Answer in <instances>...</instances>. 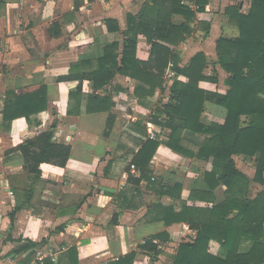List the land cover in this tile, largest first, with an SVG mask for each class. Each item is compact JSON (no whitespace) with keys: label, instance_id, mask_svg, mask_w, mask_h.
<instances>
[{"label":"crops","instance_id":"0c3cea01","mask_svg":"<svg viewBox=\"0 0 264 264\" xmlns=\"http://www.w3.org/2000/svg\"><path fill=\"white\" fill-rule=\"evenodd\" d=\"M145 1L4 0L0 9V264H31L35 249L41 247L62 249L54 264H115L130 253L135 254L132 264H173L178 244L195 238L196 232L186 223L165 226L155 207L172 206L175 212L184 203L191 208L210 207L188 199L192 191L208 190L203 173L211 170L210 162L183 157L163 145L149 161V153L140 151L152 141L150 132L161 142L170 132L162 106L175 79L163 77L162 87L140 100L134 96L135 82L126 76L115 75L101 89L87 79L79 80L96 67L104 47L115 43L121 52L127 16L136 15ZM232 6L244 14L250 2L207 0L204 10L195 14L191 35L173 48L179 67L197 53L206 56L205 74L216 71L218 82H200L205 92L223 95L228 90L225 72L212 63L217 40L238 35L225 13ZM108 20L116 21L118 30L115 25L107 30ZM136 53L139 60H147L149 45L142 36ZM41 88L45 110L4 120L6 103ZM90 96L107 101L100 104ZM87 108L93 113H87ZM225 114L222 107L206 102L202 118L222 124ZM51 126L52 141L70 147L69 159L63 168L41 164L38 173H29L21 146ZM205 138L182 133L183 141L194 149ZM233 159L236 168L252 179L253 160ZM164 182L180 185L177 199L160 196ZM224 190L214 192L218 200ZM156 235L166 239L153 241L156 253L138 247Z\"/></svg>","mask_w":264,"mask_h":264},{"label":"trees","instance_id":"16d2710c","mask_svg":"<svg viewBox=\"0 0 264 264\" xmlns=\"http://www.w3.org/2000/svg\"><path fill=\"white\" fill-rule=\"evenodd\" d=\"M247 1L250 7L244 14L239 12L238 6L225 11L238 35L221 36L216 42V61L212 65L226 74L224 84L228 90L223 95L205 92L198 86L200 82H218L216 71L205 74L208 61L203 53H197L186 66L179 67L173 52V48L193 32L190 25L196 12L182 2L197 5V12H201L207 0H146L136 15L127 16L121 52L115 43L104 47L103 57L96 67L79 79H87L95 89H101L115 75L126 76L135 82L134 96L139 100L143 94L152 95L155 89L162 87L163 74L170 62L176 76L186 79L185 82L172 81L169 100L162 106L163 120L169 123L170 129L166 139L147 141L140 150L149 153L147 161L163 145L183 157L211 164V170L203 173L208 190L192 191L188 196L189 200H199L210 207L191 208L184 203L179 212L172 206L155 207L165 226L186 223L196 232L195 238L178 244L173 264H264V0ZM3 5L4 0H0V9ZM105 24L109 31L114 25L118 30L116 21L108 20ZM139 36L149 45L146 61L137 58ZM69 97L77 96L70 94ZM89 100L100 104L107 101L96 96H90ZM206 102L225 110L222 124L202 118ZM45 109L44 88H41L6 103L3 118L7 121L28 118ZM86 112L93 113V109L87 108ZM109 129L107 123V131ZM53 131L54 126H51L49 131L21 146L29 173H38L41 164L65 167L70 147L53 142ZM184 131L206 138L194 149L183 141ZM235 156L253 160L252 179L236 168ZM166 183L169 182L160 183V196L177 199L180 185ZM251 184L260 187L254 196H251ZM220 187L225 190L218 200L214 192ZM154 240L162 243L166 239L156 235L138 247L156 253ZM134 255L130 253L115 264H132Z\"/></svg>","mask_w":264,"mask_h":264},{"label":"built area","instance_id":"2783aa9c","mask_svg":"<svg viewBox=\"0 0 264 264\" xmlns=\"http://www.w3.org/2000/svg\"><path fill=\"white\" fill-rule=\"evenodd\" d=\"M182 5L186 6L189 10L193 12L198 11V6L193 3L188 2H182ZM173 63L170 62L167 66V68L164 71L163 77L167 80H173V79H180V77L176 76V74L173 71ZM149 140H155L157 139V136L155 133L150 132L148 135ZM131 169L133 170L134 167L131 166ZM62 249H54L53 247H41L37 248L34 251V258L31 264H54L57 260V255L60 253Z\"/></svg>","mask_w":264,"mask_h":264},{"label":"rangeland","instance_id":"374dc122","mask_svg":"<svg viewBox=\"0 0 264 264\" xmlns=\"http://www.w3.org/2000/svg\"><path fill=\"white\" fill-rule=\"evenodd\" d=\"M195 18H196V16H195ZM230 38H234V37H230ZM250 188H251V196H254L256 194V192L260 190V187L259 186H252L251 185Z\"/></svg>","mask_w":264,"mask_h":264}]
</instances>
